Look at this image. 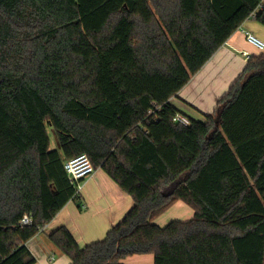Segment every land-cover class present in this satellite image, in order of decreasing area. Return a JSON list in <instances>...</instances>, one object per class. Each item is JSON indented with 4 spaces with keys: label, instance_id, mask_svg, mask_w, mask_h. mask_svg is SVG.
<instances>
[{
    "label": "trees",
    "instance_id": "trees-1",
    "mask_svg": "<svg viewBox=\"0 0 264 264\" xmlns=\"http://www.w3.org/2000/svg\"><path fill=\"white\" fill-rule=\"evenodd\" d=\"M249 19L263 0H0V264H36L81 155L134 204L84 247L50 233L71 264H264V53L204 121L172 102ZM178 202L193 219L154 223Z\"/></svg>",
    "mask_w": 264,
    "mask_h": 264
},
{
    "label": "crops",
    "instance_id": "crops-1",
    "mask_svg": "<svg viewBox=\"0 0 264 264\" xmlns=\"http://www.w3.org/2000/svg\"><path fill=\"white\" fill-rule=\"evenodd\" d=\"M245 32H250L264 41V26L255 19H249L216 52L203 69L191 78L178 97L172 100L186 117L204 121L206 116L213 115L218 101L229 92L231 86L243 74L249 61L245 53H248L250 58L264 53L249 43ZM79 197L81 206L75 200L69 202L41 233L28 242L27 246L35 257L36 264H71V260L49 238V234L56 229L66 227L79 245L84 247L104 239L107 232L124 218L134 204L131 197L102 170H96L86 182ZM186 206L183 202H178L162 216L171 214V218L191 220L194 212ZM142 256L153 255L129 257L122 263H127L128 259L149 264L153 262L152 259ZM136 257L140 259H133Z\"/></svg>",
    "mask_w": 264,
    "mask_h": 264
},
{
    "label": "built area",
    "instance_id": "built-area-1",
    "mask_svg": "<svg viewBox=\"0 0 264 264\" xmlns=\"http://www.w3.org/2000/svg\"><path fill=\"white\" fill-rule=\"evenodd\" d=\"M247 40L249 43L254 45L260 51L264 52V41L257 38L250 32H245ZM245 57L250 59L248 53H245ZM175 122L180 123L184 126L190 124L189 119L182 115L178 114L174 119ZM66 172L68 174L71 184L76 188V195H80L82 190L85 187L86 182L95 174L96 170L93 167L91 160L87 155H81L71 161H69L65 166ZM22 224L25 226L31 225L32 220L28 217H25L22 221ZM44 230V229H43ZM42 230V231H43Z\"/></svg>",
    "mask_w": 264,
    "mask_h": 264
},
{
    "label": "rangeland",
    "instance_id": "rangeland-1",
    "mask_svg": "<svg viewBox=\"0 0 264 264\" xmlns=\"http://www.w3.org/2000/svg\"><path fill=\"white\" fill-rule=\"evenodd\" d=\"M49 134H50V137H51V139H52V148H55L56 147V141H55V133H54V131H52L51 129L49 130ZM75 201H76V203L79 205V206H81V198L79 197V198H77V199H75ZM188 209H190L188 206H186ZM191 210V209H190ZM192 211V210H191ZM193 212V211H192ZM171 214H168V215H166V216H162V217H160V219L158 220H156L154 223L156 224V225H158V226H160V225H162L161 227H165V226H167L168 224H170L171 222H174V221H183V222H187V221H189L190 219H185V218H181V219H178V218H171V216H170ZM193 219V218H192ZM90 244V243H89ZM143 258H150V259H152V263H150V264H154V258H153V256H142ZM133 259H140V258H138V257H136V258H133ZM126 262L127 263H125V264H149V263H147V262H138V261H132V259H128V260H126ZM124 264V263H123Z\"/></svg>",
    "mask_w": 264,
    "mask_h": 264
},
{
    "label": "water",
    "instance_id": "water-1",
    "mask_svg": "<svg viewBox=\"0 0 264 264\" xmlns=\"http://www.w3.org/2000/svg\"><path fill=\"white\" fill-rule=\"evenodd\" d=\"M173 192H174V189H172L171 191L166 190V191L164 192V195H165V196H169V195H172Z\"/></svg>",
    "mask_w": 264,
    "mask_h": 264
}]
</instances>
